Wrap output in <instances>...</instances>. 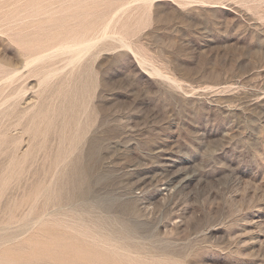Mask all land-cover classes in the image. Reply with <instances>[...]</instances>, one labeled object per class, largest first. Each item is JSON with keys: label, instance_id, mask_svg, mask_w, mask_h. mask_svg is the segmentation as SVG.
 I'll return each mask as SVG.
<instances>
[{"label": "rangeland", "instance_id": "1", "mask_svg": "<svg viewBox=\"0 0 264 264\" xmlns=\"http://www.w3.org/2000/svg\"><path fill=\"white\" fill-rule=\"evenodd\" d=\"M0 264H264V0H0Z\"/></svg>", "mask_w": 264, "mask_h": 264}, {"label": "bare ground", "instance_id": "2", "mask_svg": "<svg viewBox=\"0 0 264 264\" xmlns=\"http://www.w3.org/2000/svg\"><path fill=\"white\" fill-rule=\"evenodd\" d=\"M80 48H81V47H80ZM80 48H79V49H80ZM84 48L86 49V47H85V46H84ZM84 48H82V49H80V50H82V51H83V50H84ZM74 49H75V48H74ZM87 49H88V48H87ZM80 50H77V51H80Z\"/></svg>", "mask_w": 264, "mask_h": 264}]
</instances>
